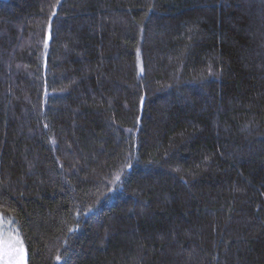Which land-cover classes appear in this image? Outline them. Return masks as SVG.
I'll return each instance as SVG.
<instances>
[{"label":"trees","instance_id":"1","mask_svg":"<svg viewBox=\"0 0 264 264\" xmlns=\"http://www.w3.org/2000/svg\"><path fill=\"white\" fill-rule=\"evenodd\" d=\"M0 218L26 264H264V0H0Z\"/></svg>","mask_w":264,"mask_h":264},{"label":"snow or ice","instance_id":"2","mask_svg":"<svg viewBox=\"0 0 264 264\" xmlns=\"http://www.w3.org/2000/svg\"><path fill=\"white\" fill-rule=\"evenodd\" d=\"M119 179L117 176L116 181ZM0 264H24V248L18 236L0 235Z\"/></svg>","mask_w":264,"mask_h":264},{"label":"rangeland","instance_id":"3","mask_svg":"<svg viewBox=\"0 0 264 264\" xmlns=\"http://www.w3.org/2000/svg\"><path fill=\"white\" fill-rule=\"evenodd\" d=\"M0 235H14L17 236L16 232L14 231V228L6 223L3 219L0 220ZM21 241V240H20ZM23 246V244H22ZM24 248V246H23ZM24 264H26V254H25V249H24Z\"/></svg>","mask_w":264,"mask_h":264}]
</instances>
